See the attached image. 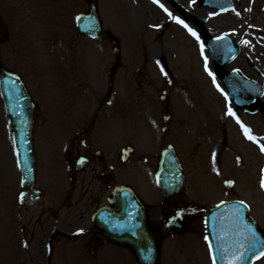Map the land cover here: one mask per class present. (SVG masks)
<instances>
[{"label": "rangeland", "instance_id": "rangeland-1", "mask_svg": "<svg viewBox=\"0 0 264 264\" xmlns=\"http://www.w3.org/2000/svg\"><path fill=\"white\" fill-rule=\"evenodd\" d=\"M96 1L105 29L112 32L117 41H110L104 36L96 41L85 40L77 34L75 16L80 11L87 10V0H0V45L4 66L21 74L29 89H32L35 83L36 88H40L44 95L48 93L51 99L45 96L46 102H39L42 108L39 127L44 124L45 111L57 112L56 116L61 117L65 95L70 86L78 87L74 90V94L79 98L83 87L103 89L107 81L106 67L117 64L123 66L121 71L120 68L117 69L118 72L114 77L118 93L115 108L118 105L122 106V114L117 115L115 120V126L120 131L128 129L124 113L126 111L128 120H131L129 129L134 132L133 134L138 136L139 132H146L151 137L157 134V137L162 138L161 130L159 133L156 132L159 126H162L163 115V104L159 101V97L163 90H168L171 99L166 103L168 105L164 110L168 111L169 106V110L177 119L174 138L178 142V149L187 173L192 165L190 144L196 139L200 128L208 127L209 136L214 141L219 137L220 129L223 130L224 127L230 140L242 148V141L236 128L223 119L225 115L223 100L214 91L202 70V57L204 53L206 57H210V54L207 51L203 54L199 51L197 40L187 29L175 23V18L170 16L169 19L152 3L141 0ZM178 1L185 6L178 5L182 6L186 13L196 16L207 31L209 30L207 27L212 28L210 21H204L205 15L212 13L211 11L205 10L202 13L198 11L201 13L198 14L197 11L187 10L192 0ZM233 1L234 13L229 15L235 20L231 22L226 17L217 20L219 22L213 24L216 27V35L233 31V37L241 42V45L244 41L254 43L255 53L251 55H255L254 61L257 64L247 62L243 56H240L234 65L245 70L248 77L262 80L264 73L258 76L256 72L261 71L258 59L261 64L264 63V40H262L264 0ZM201 3L202 0H197L192 2L191 6L195 8ZM159 4L162 5L161 2ZM164 5L163 8L167 11L172 10L171 4ZM174 13L176 17L183 19L180 13ZM156 25L164 27L163 36L158 35ZM193 28L197 32L200 30L199 27ZM116 44L121 47V57L117 60L112 52ZM247 53L249 54L248 50ZM160 59L166 61L165 69L160 66ZM80 68H83L84 76L80 79L74 78ZM139 69L143 72L142 76L137 75L136 71ZM37 74H42L39 79ZM67 74L68 77L74 78V81L71 79L66 81L71 85L64 84L63 98L60 101L61 90L52 85L60 82L63 84ZM45 80H49L50 85ZM148 84H152L154 88L146 87ZM51 88L54 94L50 92ZM142 113L147 118L151 115L154 118L149 120L151 128L145 121L144 127L137 124L138 119L143 118L140 117ZM183 119L187 122L186 125L181 123ZM249 119L257 132L264 133V124L260 117ZM222 121L223 126H221ZM170 132L171 141L174 129L171 128ZM56 134L54 132L51 138L54 148L60 141ZM11 141L0 97V264H22L25 248L22 241H27L26 235L29 234L25 232L17 217L18 213L25 212L17 201L20 192V173L14 159L13 164L10 163L13 158L12 149L14 152ZM2 165L4 166L1 171ZM12 168L14 172L9 174ZM254 201L264 203L258 197L254 198ZM261 215L264 214H259L260 217ZM190 224L197 226L192 229ZM163 236L160 264H212L202 222L200 226L199 222L192 221L189 224L187 222L184 228L176 231L164 228ZM39 239L36 238V242L25 249L29 253V262L23 264H72L74 259L87 261V264H138L135 259L132 258L131 261L128 259L126 251L118 248L112 250L111 247L103 249L95 260L84 256L76 249L61 246L54 247L48 256L46 246ZM68 252H71L70 256ZM258 264H264V260Z\"/></svg>", "mask_w": 264, "mask_h": 264}, {"label": "flooded vegetation", "instance_id": "flooded-vegetation-1", "mask_svg": "<svg viewBox=\"0 0 264 264\" xmlns=\"http://www.w3.org/2000/svg\"><path fill=\"white\" fill-rule=\"evenodd\" d=\"M95 120L96 118L93 119V122H83L82 127L79 129L80 133H75L74 138L68 140V143L63 147L62 153L63 163L67 167V173L71 183V190L67 193L64 206H66L67 210L73 208L79 210L78 219L81 221L84 219L85 206V211L88 212L91 207L99 205L102 202V196L98 195L94 190V182H96L99 192H103L104 188L108 187L114 177L110 159L99 152L100 147L96 143L92 129ZM80 157L86 158V166H83L84 164L80 161ZM78 189L80 190L79 198L73 203L70 202ZM83 204L85 206L81 207ZM62 209L63 207H58L57 210H54L51 209L50 205H43L40 219L38 220L42 230L47 231L49 229L48 218L42 219L44 214L46 212H53L58 217Z\"/></svg>", "mask_w": 264, "mask_h": 264}, {"label": "water", "instance_id": "water-1", "mask_svg": "<svg viewBox=\"0 0 264 264\" xmlns=\"http://www.w3.org/2000/svg\"><path fill=\"white\" fill-rule=\"evenodd\" d=\"M0 85L2 93L5 97V101L6 103L8 101V105L10 106L11 111L15 114L26 112V102L25 98H23V88L19 81V78L14 74L6 72L4 69H2L1 66ZM27 135L28 141H23L25 139L24 133L19 132V136L21 139L18 140V159L19 165L23 172L24 182L29 183L33 177L34 158L31 147V136L29 133H27ZM138 220L143 221V216L139 211ZM247 222L253 224L249 218H247ZM139 224L141 223L139 222ZM118 230H120L119 233L121 235L125 237H127V235L130 236L131 240L125 237H120V240L132 242L134 249L137 251L140 259L144 262V264L157 263L158 251L156 245H154L153 243L151 244L150 241H148L145 245L141 243V237H144L145 239L148 237V232L146 231L145 227H141L139 229H130L129 231H124L123 227H118ZM253 254V252H247L246 258L248 262L251 261Z\"/></svg>", "mask_w": 264, "mask_h": 264}, {"label": "snow or ice", "instance_id": "snow-or-ice-1", "mask_svg": "<svg viewBox=\"0 0 264 264\" xmlns=\"http://www.w3.org/2000/svg\"><path fill=\"white\" fill-rule=\"evenodd\" d=\"M153 3H157V0H153ZM161 8H163V5H159ZM165 12H167V9H164ZM169 16H171L172 14L170 12L167 13ZM237 15H239V13H237ZM175 23L181 25L182 27H184L185 29H187V31L193 36L195 37L197 40H199V36L197 35L196 32H194L183 20L179 19V18H175ZM222 39V38H220ZM245 44H247V41H244ZM201 53L203 54V44H201ZM205 70L207 71V57H205ZM210 76H213V74L211 72L208 73ZM213 82L215 83V76H213ZM218 89H219V85H217ZM225 99L227 100L228 97L227 95H225ZM227 115L232 116L233 118H235V113L232 111V108L229 107ZM237 123H240L239 119H237ZM241 128L244 130V134L245 136L252 142H256V139L249 134L250 130L245 128L242 124H241ZM261 151L264 152V145H261ZM261 187L264 188V181H262L261 183ZM241 205H243V202H241ZM243 207H247V205H243ZM180 214L178 213L177 216H179ZM205 240L207 241V237H205ZM249 247H254V245H249ZM209 251H212V245L211 243H209ZM259 256H264V251H261L258 254V258ZM244 259V256L242 254H233L232 257L228 260V264H238L239 261H242ZM212 264H216V258L215 256H213L212 258Z\"/></svg>", "mask_w": 264, "mask_h": 264}, {"label": "bare ground", "instance_id": "bare-ground-1", "mask_svg": "<svg viewBox=\"0 0 264 264\" xmlns=\"http://www.w3.org/2000/svg\"><path fill=\"white\" fill-rule=\"evenodd\" d=\"M247 16H248V15H247ZM219 18H221V17H219ZM226 18H229V19L231 20V22L235 20L231 15H227ZM217 20H219V19H217ZM217 20H214V21H212V22H216ZM10 163H11V162H10ZM1 164H3V163H1ZM3 166H4V165L1 166V171H2ZM10 166H11V164L9 165V167H10ZM9 167H8V168H9ZM13 172H14V171H13V168H12V170H9V174H13ZM10 177H12V176H10Z\"/></svg>", "mask_w": 264, "mask_h": 264}]
</instances>
